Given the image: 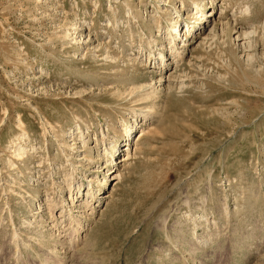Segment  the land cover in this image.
Returning <instances> with one entry per match:
<instances>
[{
    "label": "rangeland",
    "instance_id": "rangeland-1",
    "mask_svg": "<svg viewBox=\"0 0 264 264\" xmlns=\"http://www.w3.org/2000/svg\"><path fill=\"white\" fill-rule=\"evenodd\" d=\"M0 264H264V0H0Z\"/></svg>",
    "mask_w": 264,
    "mask_h": 264
},
{
    "label": "bare ground",
    "instance_id": "bare-ground-1",
    "mask_svg": "<svg viewBox=\"0 0 264 264\" xmlns=\"http://www.w3.org/2000/svg\"><path fill=\"white\" fill-rule=\"evenodd\" d=\"M202 10V8L200 9V5H198V3H197V5H196V12H200ZM201 12H203V11H201ZM210 14H212V13H210ZM209 16V15H208ZM207 17V16H206ZM207 21V19L205 20V22ZM198 23H199V21H198ZM202 23V22H201ZM204 24V23H203ZM192 25V24H191ZM228 25V24H227ZM173 26V25H172ZM79 27V26H78ZM222 28H221V30H223V32H224V29L225 28H227V27H229V26H226V27H223V26H221ZM81 28H82V26H81ZM186 30L184 31V35L186 36L185 38H184V40L182 41L183 42V45H185L186 47L188 46V45H186V43L184 42V41H187V36H189V33L193 30L192 29V26H189L188 24H186ZM171 29V28H170ZM173 30L172 31H174V32H170L169 31V33H167L168 34V37L166 38V40H168L169 41V43H170V50L172 49V54H173V59H175V61L177 62V61H180V60H182L183 59V53H184V50L186 49V47L184 48V47H182V46H180L179 45V43H178V39H177V35H179V30L177 29V26H175V28H172ZM235 33H236V36L234 37V38H232V40L234 41V43L236 44V40L238 41H240L241 43H239V44H241V48H245L246 46H248L249 45V42L251 41V37L254 35V33H255V31H254V29H252V30H247V29H245V30H239V31H237V30H235ZM70 35V34H69ZM203 36V39L202 40H200V42H199V44H205L206 42H208V41H212V40H214L216 37H217V31H216V28H215V26L212 28V29H209V31L207 32V33H205V32H202V33H200V36ZM199 36V37H200ZM231 36V35H230ZM191 37H192V35H191ZM80 39H83L82 37H80ZM152 39V38H151ZM84 40V39H83ZM133 40V39H132ZM155 40V39H154ZM181 41V40H180ZM85 42V41H84ZM154 42V41H153ZM80 43V42H79ZM81 43H83V41L81 42ZM149 44H151V43H149ZM198 44V43H197ZM245 45V46H242V45ZM210 45V44H209ZM149 46V45H148ZM246 50V49H245ZM150 51H153V50H150ZM169 53H171V51L169 52ZM158 57L155 59V57H154V60H153V63H154V65L155 64H159V67L161 68V67H166L167 65L165 64V56H164V51L163 50H160V51H158ZM149 55H153V54H149ZM110 57H111V55L109 56V55H104V57H103V59L105 58V59H110ZM153 58V57H152ZM151 58V59H152ZM171 63V62H170ZM168 79V78H167ZM169 80H171V79H169ZM175 83V82H174ZM173 83V84H174ZM174 86V85H173ZM182 86V85H181ZM182 88V87H181ZM159 91H160V88H158V87H155V84H154V82H149V83H145V84H141V85H137V86H135V85H133L132 87H130L129 88V90H128V96H129V98H128V100L130 101V102H138V103H141V105H143V107H144V110L143 109H141V112L140 113H138V115H140L143 119H144V121L145 122H147V121H149L150 119H153L157 114H158V109L156 108V106H155V104H152V106L151 105H149V103L147 104V102H149L151 99H152V97L153 96H156L158 93H159ZM121 95V94H120ZM119 96V95H118ZM122 97V96H121ZM157 97V96H156ZM134 105H136V104H134ZM135 107V106H134ZM133 107V109H135ZM137 115V116H138ZM43 119V118H42ZM17 120H18V122H19V124L20 125H23V121H22V119L20 118V116H17ZM45 121H46V123L44 124L45 126H44V128H43V134L45 135L46 133H48V131L50 132V130H52L53 128H51V127H49V121L48 120H46V118H45ZM146 125H147V123H146ZM149 125V124H148ZM148 125H147V127H145V128H141L139 131H138V137H137V140H139L142 136H144L148 131H146V128H148ZM52 126V125H51ZM125 127H126V135L129 137L130 135H131V133L133 132V126H131V125H125ZM151 127V126H150ZM149 129V128H148ZM147 129V130H148ZM22 130H23V128H22ZM150 130V129H149ZM157 130V127H155L152 131L154 132V131H156ZM152 131H149L150 133H152ZM23 132H24V130H23ZM24 135V134H23ZM82 135V134H81ZM83 137V136H82ZM136 141V140H135ZM137 143H139V142H137ZM83 145H85V142H84V144ZM129 143H127V147L126 148H124V155H123V158H119V161L121 162L122 161V163L123 162H125L126 161V159H129V153L131 152V150H130V152H129ZM136 145V144H135ZM61 146H64L63 144L61 145ZM131 147V146H130ZM63 148V147H62ZM24 146L22 145V144H18V147H17V149H16V155L15 156H17L18 157V159H21L22 157H23V155H24V153L26 152H24ZM119 173V172H118ZM117 173V174H118ZM120 174V173H119ZM117 176V175H116ZM72 182V181H71ZM80 187V186H79ZM77 191H78V193L80 194V188H78V186H77ZM71 190V189H70ZM71 195V194H70ZM79 196H82V198H85L84 199V201L85 202H88V200H87V198H89L90 197V199L91 198H94L95 196H94V194L92 193V191H91V188L90 187H88V189L86 190V192L84 193V194H80ZM78 196V197H79ZM108 195H106V196H103V197H107ZM51 197V196H50ZM97 197V196H96ZM77 199V198H76ZM46 201L47 202H49L50 204H51V200L50 199H48V198H46ZM45 201V202H46ZM81 201V200H80ZM83 201V200H82ZM83 201V202H84ZM91 201V200H90ZM86 204V203H85ZM86 205H88V203L86 204ZM62 209H61V211H60V215L62 214V213H64V209H63V207H61ZM69 216H71L72 214H71V212H70V210H68V213H67ZM66 214V215H67ZM62 216V215H61ZM64 216V215H63ZM69 226H70V228H71V225L69 224ZM80 228V227H79ZM68 229V228H67ZM75 230H76V228L75 229H73L72 231H71V233H69L70 235V242L72 243H78L81 239H82V237L84 236V235H86V234H83L82 233V231H86L87 230V228L86 227H84L83 229H80V230H82L81 232L79 231V230H76L77 232H75ZM15 231V230H14ZM65 232H66V230H65ZM59 233H60V231H59ZM67 233V232H66ZM16 234V233H15ZM63 234H65V233H63ZM68 234V233H67ZM59 235V234H58ZM17 236H18V234H17ZM63 236H66V235H63ZM14 238H15V235H14ZM84 238V237H83ZM19 239V238H18ZM22 240V239H21ZM13 241H16V240H14L13 239ZM69 241H68V243L67 244H69ZM22 242V241H21ZM18 243V242H17ZM70 243V244H71ZM72 243V244H73ZM16 244V243H15ZM20 245V244H19ZM18 247V246H17Z\"/></svg>",
    "mask_w": 264,
    "mask_h": 264
}]
</instances>
